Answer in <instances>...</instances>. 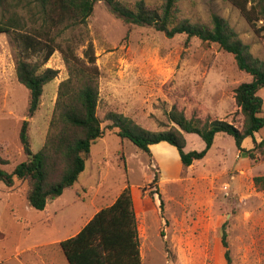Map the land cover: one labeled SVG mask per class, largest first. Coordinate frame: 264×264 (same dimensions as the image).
Masks as SVG:
<instances>
[{"label": "rangeland", "instance_id": "obj_1", "mask_svg": "<svg viewBox=\"0 0 264 264\" xmlns=\"http://www.w3.org/2000/svg\"><path fill=\"white\" fill-rule=\"evenodd\" d=\"M134 1V0H128ZM158 7L163 0H144ZM180 14L191 22L224 17L264 60V32L257 34L229 0H178ZM17 25L0 33V160L12 171L26 159L19 133L29 121L31 148L46 141L59 83L68 77L62 52L85 59L92 45L100 71L98 116L104 135L91 147V158L78 180L44 210L26 198L28 181L12 187L0 181V264H67L56 240L70 236L93 210L91 201L109 204L125 187L132 190L143 264H228L222 244L226 226L232 264H264V189L254 177L264 175V152L241 154L234 138L218 133L206 156L185 167L176 146L151 145V154L111 129L109 113L127 117L150 132L169 130L167 113L177 106L188 117L243 123L235 88L251 75L238 68L234 56L214 42L186 34L167 37L152 26L129 27L98 0L85 24L51 25L34 4L0 5V21ZM26 34L56 50L44 66L59 70L44 86L39 108L29 114L30 91L16 75L18 59L41 63L48 48L31 52ZM264 101V88L258 93ZM264 107V105H263ZM186 151L202 150L205 142L186 133ZM264 139V127L256 133ZM246 148L254 146L245 139ZM153 146V147H152ZM155 175L158 180L153 181ZM55 240V241H54Z\"/></svg>", "mask_w": 264, "mask_h": 264}, {"label": "trees", "instance_id": "obj_2", "mask_svg": "<svg viewBox=\"0 0 264 264\" xmlns=\"http://www.w3.org/2000/svg\"><path fill=\"white\" fill-rule=\"evenodd\" d=\"M98 0H0V5L34 4L45 20L57 26L85 24L94 11ZM111 12L129 27L133 25L152 26L167 37L186 34L188 39L197 37L204 42H214L230 52L238 68L251 75L250 81L240 83L235 88V101L243 115V123L210 117H188L177 106L167 113L173 123L169 130L150 132L134 125L127 117L111 112L108 118L113 122L111 129L121 138L132 141L140 150L151 154V145L167 142L176 146L181 162L185 167L203 159L213 146L218 133L231 135L241 154L256 158V151L264 152V139L256 138L264 127V101L258 94L264 88V60L253 55L229 22L219 14H212L205 23L191 22L180 14L178 0H163L153 7L144 0H103ZM240 9L257 34L264 32V0H229ZM17 25L10 17L0 21V33L8 32ZM25 47L35 52L48 48L41 63H31L20 58L16 64L18 80L30 91V115L39 108L44 86L54 80L58 69L44 66L56 48L50 43L26 34ZM62 52L68 70V77L58 86L55 109L50 128L42 148L34 152L31 148L28 126L23 120L19 138L26 159L6 170L0 160V181L12 187L16 180L28 181L26 198L29 205L44 210L49 202L61 196L71 187L86 168L91 158V147L104 135L102 121L98 116L100 71L92 45L85 49V59L74 55L69 47L58 48ZM186 133H196L205 142V148L186 151ZM251 138L254 146L246 148L245 139ZM158 180L155 175L153 181ZM254 183L264 189V175L254 177ZM222 244L225 258L232 264L227 239L226 226L222 229ZM69 264H143L140 251L138 220L130 186L125 187L116 200L102 207L74 236L59 243Z\"/></svg>", "mask_w": 264, "mask_h": 264}, {"label": "crops", "instance_id": "obj_3", "mask_svg": "<svg viewBox=\"0 0 264 264\" xmlns=\"http://www.w3.org/2000/svg\"><path fill=\"white\" fill-rule=\"evenodd\" d=\"M248 139V138H247ZM120 193H118L117 195H116V197L109 203V204H107V205H105V206H103L102 205V203L101 204H95V201H91V206H93V210L90 212V214L89 215H87L85 218H83V220L80 222V224L77 226V228L72 232V234H70V236H68L67 238H69V237H72V236H74V235H76L83 227H84V225H86V223L95 215V213L96 212H98L102 207H106V206H108V205H110V204H112L115 200H116V198H117V196L119 195ZM66 239V238H65ZM62 240H64V239H62ZM55 241V240H54ZM57 242L56 243H60V241L61 240H56ZM60 246V245H59ZM61 248V247H60ZM62 264H64V263H62ZM66 264V263H65ZM67 264H69V262H68V260H67Z\"/></svg>", "mask_w": 264, "mask_h": 264}, {"label": "bare ground", "instance_id": "obj_4", "mask_svg": "<svg viewBox=\"0 0 264 264\" xmlns=\"http://www.w3.org/2000/svg\"><path fill=\"white\" fill-rule=\"evenodd\" d=\"M153 147V146H152Z\"/></svg>", "mask_w": 264, "mask_h": 264}]
</instances>
